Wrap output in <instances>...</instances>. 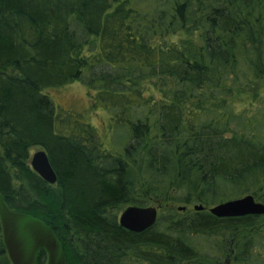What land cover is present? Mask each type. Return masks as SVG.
<instances>
[{"label": "trees", "instance_id": "obj_1", "mask_svg": "<svg viewBox=\"0 0 264 264\" xmlns=\"http://www.w3.org/2000/svg\"><path fill=\"white\" fill-rule=\"evenodd\" d=\"M263 77L264 0H0V194L52 228L67 264H207L198 236L264 217L207 210L245 194L264 203V98L251 113L230 101ZM73 81L107 112L116 150L88 121L59 129L45 90ZM33 147L54 184L31 168ZM148 203L204 208L119 225L120 210ZM236 247L235 264H264V235ZM0 264H12L1 225Z\"/></svg>", "mask_w": 264, "mask_h": 264}, {"label": "water", "instance_id": "obj_2", "mask_svg": "<svg viewBox=\"0 0 264 264\" xmlns=\"http://www.w3.org/2000/svg\"><path fill=\"white\" fill-rule=\"evenodd\" d=\"M30 165L46 182H56V174L44 149L33 153ZM203 208L202 204L193 205L195 211ZM207 210L216 217L264 214V203L256 201L252 194H245L214 204ZM156 219L155 206L128 205L118 215L119 225L133 232L151 227ZM0 225L5 251L12 264H38L40 250L46 253L45 264H67L64 249L52 228L39 217L9 209L1 194Z\"/></svg>", "mask_w": 264, "mask_h": 264}, {"label": "rangeland", "instance_id": "obj_3", "mask_svg": "<svg viewBox=\"0 0 264 264\" xmlns=\"http://www.w3.org/2000/svg\"><path fill=\"white\" fill-rule=\"evenodd\" d=\"M180 39H183V35L178 36ZM49 98L52 100L56 113H60L61 120H65L62 126H59V129H64L68 127L67 125H76L80 122L88 121L90 124L95 126L98 131V134L105 146L110 150H116L117 147H108L110 144L111 136L118 133L117 129L115 132L113 129H110L108 126V116L107 112L101 108L97 109L92 107V91L90 92L87 87L80 81H73L69 84L52 87L45 90ZM264 98V77L258 82L257 89L254 93L249 92H236L230 97L231 103H233L236 110H244L245 113H251L256 109L259 103ZM254 109V110H253ZM120 133V132H119ZM115 138V137H114ZM120 148V147H118ZM39 147H33L30 149V157L34 152L39 150ZM243 196V195H242ZM260 201V200H259ZM262 202V201H260ZM263 203V202H262ZM148 206H155L157 209V216L162 212V208H171L174 210H179L180 206H183V213L193 212V205H183L181 203H162L160 205L156 203H148ZM124 209V208H123ZM122 209V210H123ZM208 209V208H207ZM120 210V212L122 211ZM118 213V215L120 214ZM232 237L231 233L226 232L224 235L219 237H197V242L203 245V251H206L208 254L212 253L214 249H211L212 246H221L223 249L222 254L226 252L227 244L226 241H230ZM221 241V243H219ZM235 244L233 245L234 248ZM234 254V253H233ZM222 260V259H219ZM204 261H211L207 258ZM196 260L191 261L186 264H194Z\"/></svg>", "mask_w": 264, "mask_h": 264}, {"label": "flooded vegetation", "instance_id": "obj_4", "mask_svg": "<svg viewBox=\"0 0 264 264\" xmlns=\"http://www.w3.org/2000/svg\"><path fill=\"white\" fill-rule=\"evenodd\" d=\"M248 215L262 216L264 214H248ZM238 217H240V216H238ZM243 232L250 233V234L256 233V234L264 235V217L258 224H255L251 227H248L247 229L243 228V229H239V230L228 231V233L232 234V237H231L230 241H228V240L226 241V244H227L226 252L223 253L221 258H219V256L222 254L223 249H221V246L220 247L212 246L211 249H214V251H212L211 254L209 253L208 258H207L211 261H206V263L207 264H235V257H236V251H237V247H236L237 240L243 236ZM219 243H221V241H219ZM234 244H235V246L233 248ZM219 259H222V260H219Z\"/></svg>", "mask_w": 264, "mask_h": 264}]
</instances>
